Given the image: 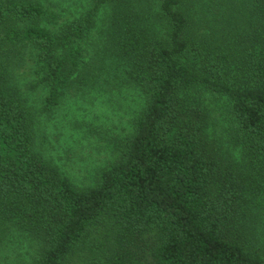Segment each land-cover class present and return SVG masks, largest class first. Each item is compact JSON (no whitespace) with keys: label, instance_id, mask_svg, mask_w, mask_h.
Returning <instances> with one entry per match:
<instances>
[{"label":"trees","instance_id":"trees-1","mask_svg":"<svg viewBox=\"0 0 264 264\" xmlns=\"http://www.w3.org/2000/svg\"><path fill=\"white\" fill-rule=\"evenodd\" d=\"M92 4L0 0V256L22 237L28 264H264V0ZM124 89L130 133L77 182L61 159L103 144Z\"/></svg>","mask_w":264,"mask_h":264},{"label":"rangeland","instance_id":"rangeland-1","mask_svg":"<svg viewBox=\"0 0 264 264\" xmlns=\"http://www.w3.org/2000/svg\"><path fill=\"white\" fill-rule=\"evenodd\" d=\"M48 5H56L58 9H64L66 12L72 11L76 15L78 12H86L93 7L92 0H44ZM82 5L84 8H82ZM50 7V6H49ZM98 18V26H102L103 22L107 20L105 17L108 9H104ZM69 15V14H68ZM100 28V27H99ZM103 108L100 109L106 112L110 119L105 120L103 123H108L110 133L104 137L103 144L98 145L96 148L92 147L91 143L78 151L70 153V157L61 159L62 164L65 166L64 170L71 173L77 182L84 183L85 181H93L95 169L99 164L103 163L106 159L110 160L114 155L115 140L124 138L130 133V123L133 117L137 114L138 110L143 106V98L135 90H122L116 92L114 95H108ZM97 106V105H96ZM209 106V135L221 142L225 147V152L233 154L235 158H240L241 154L238 150L229 143V118L224 107L218 99H211L208 101ZM99 110V111H100ZM98 111V112H99ZM50 123L45 127V131L41 134V139L45 143L47 130H49ZM40 139V140H41ZM52 139V137H51ZM53 140L60 142L62 138L54 137ZM47 146V145H46ZM42 148L45 149V146ZM47 149V148H46ZM64 154V152H63ZM70 159V160H69ZM35 248H30V243L22 237L17 238L16 244L11 248L4 249L0 257L11 258L9 261L12 264H28L29 255L34 254ZM22 253V257H17ZM26 260V262H24Z\"/></svg>","mask_w":264,"mask_h":264}]
</instances>
